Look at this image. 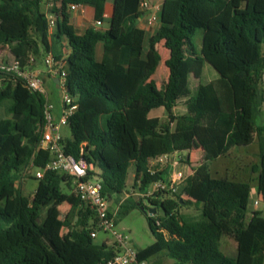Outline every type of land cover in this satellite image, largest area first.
Masks as SVG:
<instances>
[{"label":"trees","instance_id":"1","mask_svg":"<svg viewBox=\"0 0 264 264\" xmlns=\"http://www.w3.org/2000/svg\"><path fill=\"white\" fill-rule=\"evenodd\" d=\"M44 1L0 0V49L6 51L1 62L18 61L27 69L33 68L29 56L64 62L66 89L76 98L77 110L68 121L71 138L62 140L63 149L96 168L101 194L113 201L110 209L137 208L140 198L132 189L147 192L165 182L168 169L150 174V158L190 151L194 142L208 157L189 167L186 199L178 190L149 199L163 217L145 215L154 241L137 251V260L163 255L174 264H264V119L256 124L264 102L259 88L264 0H164L152 36L136 27L142 0H111L107 28H89L82 35L68 23V6H89L94 19L102 21L107 0H54L59 6L51 8L57 16L51 31ZM97 42L103 44L99 62L94 58ZM158 45L166 50L164 61ZM161 64L168 76L157 87L154 76ZM204 64L217 78L197 84L192 95L190 83L203 76ZM181 100L185 113L176 115ZM6 101L8 116L0 119V264H105L117 249L94 243V215L74 196L71 177L33 175L34 193H22L19 182L26 169L43 168L50 158L39 148L44 98L28 91L15 74L0 72V106ZM157 108L164 109L165 120L145 121ZM255 138L261 163L253 172L259 170L256 194L263 210L248 213L251 185L213 178L208 163ZM130 166L131 192L120 201ZM62 204L68 211L61 221L42 219L43 210L49 216ZM191 207L197 214L180 212ZM222 237L234 240L235 256L221 251Z\"/></svg>","mask_w":264,"mask_h":264},{"label":"built area","instance_id":"2","mask_svg":"<svg viewBox=\"0 0 264 264\" xmlns=\"http://www.w3.org/2000/svg\"><path fill=\"white\" fill-rule=\"evenodd\" d=\"M45 0L44 4L46 3ZM45 14L48 28L51 31L55 27L57 16L51 12V8L58 7L59 4L54 0L45 4ZM49 7V9H47ZM83 6L79 4H70L68 6L69 12H74L81 9ZM155 9V14L149 17L150 22L159 23V15L157 12L160 10L158 6H151L148 1L140 3V10L145 11ZM94 26L100 28L102 22L95 20ZM28 63L33 64L34 59L32 56L28 57ZM46 67L45 74H37L31 68H22L18 61L11 64H5L0 61V72L13 73L21 78L24 82L25 88L32 92L41 95L44 98L43 104V121L39 128L40 142L39 148L47 151L50 155L49 161L43 168L35 169L34 175L36 179H41L45 172H58L65 174L73 179V194L74 196L94 215V226L90 232L91 238H95L99 232L109 233L114 239L117 248L116 255L108 260L105 264H149L147 260H137V251L127 243L124 234L115 231V223L113 214L110 215V204L108 198L101 194V184L97 177V170L92 164L87 163L82 158H75L64 152L62 145V136L60 129L68 127L70 117L77 110L76 98L70 96L66 89V71L64 69L63 61H54L50 55L43 59ZM49 79H58L59 91V116L55 117V105L52 103L49 94L46 90L44 77ZM83 154V148H80L79 156ZM150 174L156 171L168 169V176L163 181L155 183L147 192H139L133 190L131 194L135 197L151 199L154 193H166L168 191L174 193L178 190L179 186L184 183L189 173L177 169L178 160L175 155H160L152 157L148 160ZM92 174H89V173ZM255 189L250 190L249 196L253 198L254 209L258 207L259 200L255 197ZM128 197V194L125 198ZM124 198V199H125Z\"/></svg>","mask_w":264,"mask_h":264},{"label":"rangeland","instance_id":"3","mask_svg":"<svg viewBox=\"0 0 264 264\" xmlns=\"http://www.w3.org/2000/svg\"><path fill=\"white\" fill-rule=\"evenodd\" d=\"M51 2V0L46 1ZM110 0H107V3L110 4ZM45 3V4H46ZM42 7L43 10H45V5ZM49 9V7H47ZM106 26V23L104 24ZM200 39H201V32L197 31L195 37L193 38L195 52H199L200 47ZM97 45L102 46V42H97ZM157 50L161 55L162 61H164L167 58L166 50H164L161 45L157 46ZM4 50H0V61L3 60L5 55ZM40 63H43V60H39ZM44 64V63H43ZM168 72L166 68L161 64L159 69L157 70L154 79L157 83V87H160L161 84L165 83L167 80ZM217 78V74L215 71L208 65L204 64V72L203 76L197 81L194 82V80L191 81L189 89L191 94L193 95L195 92V86L197 84H206L210 81H213ZM46 90L49 94V97L52 101V103L58 107L59 105V91H57L55 88H53L50 85H46ZM260 90L263 91V97H264V68L262 70V79L259 83ZM9 105V101H6L4 104L0 106V119L6 118L8 116L6 107ZM184 101L181 100L178 102L174 113L179 115L184 111ZM162 110H153L152 111V118L150 120L155 122H162L165 120V113ZM56 116V115H55ZM264 119V102L262 103V110L261 114L256 119V124H261V120ZM62 137L66 139H70V131L68 127H62L60 129ZM188 156H182L179 154H176L175 157L178 160L177 169L182 170L186 173L189 172L190 166H195L199 162H202L204 158L200 159V155H204V152L202 150H197V144L194 142L192 145V149L187 153ZM261 160L258 156V147L256 143V138L254 139V142L247 146V147H240L231 150L227 156L221 157L218 160H214L209 162V170L210 174L213 178H227L232 180H245L248 181V183L251 185L255 191L258 189V183H257V175L259 170L256 172H253L254 167H259ZM189 163V164H188ZM258 169V168H255ZM133 166H130L128 169V174L126 178V188L125 191L122 193V195L119 196L120 201L124 200V197L131 192V187L133 184ZM34 175V170L30 167L26 169L24 173V177L20 180L19 186L22 190V193L25 196H31L34 193V187L36 184V181L31 179V177ZM178 192L180 193L181 198L186 199V189L183 187V184H181L178 188ZM146 209L149 207V201L147 199L140 198L139 201ZM116 205L111 207V212L114 215V223H115V231L121 234H124L126 237L127 243L130 247H132L135 251H139L141 249L146 248L149 246L153 241L154 238L150 232L148 222L146 220V216L138 209H127L125 207H121L119 211H116L114 213L113 209ZM119 208V207H117ZM253 210H263V205L261 202H259V205L257 208H253V198L250 197L248 200V213H250ZM68 211V205L62 204L59 207H56L53 212L48 216L46 213V210H43L41 213L42 219L50 218L52 221H61L64 217L65 213ZM181 213L191 214L195 215L197 214V210L195 208H181ZM156 218H162L163 212L159 206H157L156 209ZM249 218V215H248ZM62 237H67V231L62 230L61 232ZM233 239L227 238L225 240L224 245L222 247L223 250H221L224 254L233 257L235 256L234 253V245H233ZM107 243L108 245H116L114 237L109 233L99 232L96 237L94 238V243L97 245H101L102 243ZM117 249V248H116ZM155 258V257H153ZM149 259V264L152 262V259Z\"/></svg>","mask_w":264,"mask_h":264},{"label":"crops","instance_id":"4","mask_svg":"<svg viewBox=\"0 0 264 264\" xmlns=\"http://www.w3.org/2000/svg\"><path fill=\"white\" fill-rule=\"evenodd\" d=\"M142 1H148L152 7L158 6L160 8L164 0H142ZM43 6H44V2L42 4V7ZM139 11L141 12V14H140L139 18L137 19L136 27L143 30L144 32H146L149 36L154 35L159 28V23L157 24V23L150 22L149 17L151 16V14H155L156 10L155 9H149V10L141 11L139 9ZM159 11L157 12L158 15H159ZM110 13H111V2H110V4H108L106 2L105 6H104L103 20L101 21L102 26L100 28H97L94 26L95 19H94L93 8H91L89 6H83L79 10H76L74 12H70L68 23L74 28L76 34H78V35L84 34L85 31L89 28H92L95 30H105L107 28V25H108V19H109ZM105 23H106V26H104ZM0 50L5 51V49H0ZM102 52H103V44H102V46L99 44L98 45L96 44L95 49H94V58L96 61H98V62L101 61ZM32 71L37 73V74H45L46 67L43 63H40L39 60H35L33 63ZM44 83H45V86L48 84L58 91V86H57V84L54 83V79H49L45 76L44 77ZM175 108H174V110H175ZM153 110H155V109H152L148 112V114L145 118V121H148V120H150V118H152L151 114H152ZM157 110H159V111L162 110L164 112L163 108H157ZM59 112H60V105H58V107L55 106V113L54 114L56 115L55 116L56 118L59 116ZM184 113H185V108L181 114H184ZM181 114H179V115H181ZM60 134H61V132H60ZM62 138L66 139L64 137H62ZM197 150H201V149L197 147ZM187 153H189V151L182 152L179 155L188 156ZM201 158H204V160L202 162H207V160H208V157L205 154L200 155V159ZM219 158H221V157H219ZM218 159H216V160H218ZM199 163H201V162H199ZM188 173L190 174V168H189ZM229 180H232V179H229ZM236 181L248 182L245 180H236ZM36 186H37V182L35 184L34 191L36 189ZM251 189H252V187H251ZM255 197H257V194L255 195ZM110 203L112 205L113 201L111 200ZM117 207H118V205H116L115 208L113 209V211L115 210L114 213L117 211V209H118ZM227 238L228 237H222L221 238V241H220L221 250H223L222 247L225 246L223 242H225V240ZM233 245L235 248L234 253H236V243L234 241H233ZM150 264H174V261L172 259L166 257V256L161 255V256H157V257L153 258L152 262H150Z\"/></svg>","mask_w":264,"mask_h":264},{"label":"water","instance_id":"5","mask_svg":"<svg viewBox=\"0 0 264 264\" xmlns=\"http://www.w3.org/2000/svg\"><path fill=\"white\" fill-rule=\"evenodd\" d=\"M54 83L58 84V79H54ZM136 199V198H135ZM109 204L111 205L110 201ZM136 207L147 216H153L156 213V207L149 205V207L146 209L140 202L136 203Z\"/></svg>","mask_w":264,"mask_h":264}]
</instances>
